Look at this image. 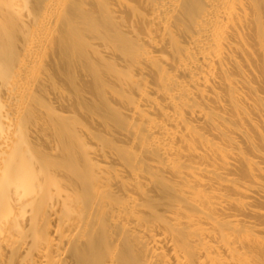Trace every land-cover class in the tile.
Listing matches in <instances>:
<instances>
[{
    "label": "bare ground",
    "instance_id": "bare-ground-1",
    "mask_svg": "<svg viewBox=\"0 0 264 264\" xmlns=\"http://www.w3.org/2000/svg\"><path fill=\"white\" fill-rule=\"evenodd\" d=\"M0 264H264V0H0Z\"/></svg>",
    "mask_w": 264,
    "mask_h": 264
}]
</instances>
